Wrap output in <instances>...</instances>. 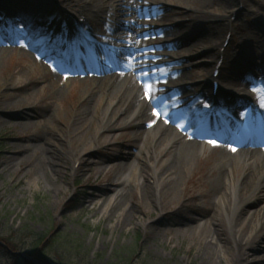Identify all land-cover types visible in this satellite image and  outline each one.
I'll return each mask as SVG.
<instances>
[{"label":"rangeland","instance_id":"1","mask_svg":"<svg viewBox=\"0 0 264 264\" xmlns=\"http://www.w3.org/2000/svg\"><path fill=\"white\" fill-rule=\"evenodd\" d=\"M49 1L43 2L47 5ZM62 1L65 4L62 5L60 0H51L52 3L49 2V6L45 7L39 0H0V264H37L30 253L39 241L40 248L46 250L49 258V263L46 264H231L227 258L237 253L234 233L230 231L229 223L227 224V215L219 213L214 204H207L211 210L207 212L206 200H215L210 195L205 198V203L202 202L200 195L204 194L203 189L206 187H199L196 179L203 177L210 184L212 173L208 169L205 175H198L197 169L204 166V162L211 156L221 153V147L227 146L232 153L235 144H241L237 150L242 151L261 148L258 142L261 140L260 135L257 136V131L248 126L254 118V109L264 110V80L258 79L264 74H254L255 63L237 58V52L246 39H249L248 43L254 41L255 44L264 46V0H234L231 4L226 3V0H215L212 3L210 0H130L139 12L134 13L133 10L134 15H122L116 25L112 20L107 21L108 31H121L118 41L127 45L128 35L123 23L132 22L130 18L146 24L137 25L139 28H155L153 35L146 37L141 43H135L141 46L151 45L137 51L135 56L139 53L152 62L155 56H158L155 61L167 60L166 53H169V57L180 58L176 50L186 47L181 45L170 52L157 49V46L167 42L166 32L170 27L177 25L178 30L172 31L169 38L182 40L187 37L188 31V34L191 33L189 29L193 26L197 29L205 28L202 34L207 36L206 29L215 20H224L230 28L225 29L219 40L216 39L218 46L225 43L229 33H232V37L220 82L228 77L241 81L243 77L253 76L247 93L253 110L243 109L237 115L236 112H229L224 124L213 120L207 122L200 104L212 101L214 105H218V102L217 98H213L212 84L209 88H204L202 83L213 75L216 58L209 60L210 65H187V72L194 81L193 91H196L198 97L196 96L190 113L183 120L181 117L178 120H182L179 127H190L194 120L200 119L201 122L197 120L200 130L196 138L210 140L207 138L210 136L216 142L208 145L209 147H204V144L193 168L175 186L173 198L178 197V202L175 203L170 194H166L163 199V217L158 218L161 207L142 200L135 217L130 221L120 222L119 225L117 221L120 211L117 212L118 209L108 203L117 194L110 177L121 176L124 182L118 185L119 190L126 194L127 203H137L141 196L139 189L136 188L134 179H127V174L133 172L136 165L139 173L143 163L145 174H151V165L148 162L146 164L145 159L154 153L151 145L154 138L151 134L146 137L142 134L136 136L134 127L123 124L126 113L117 114L116 119L122 120L113 122L112 128L103 132L105 139L93 142V152L84 157L79 165L80 175L76 183H73L71 169L74 165L73 158L67 160L66 173L59 175L52 167L45 172L33 158L27 157L24 161L19 159L18 147L33 143L34 137L41 132L54 135L58 129L63 130L73 122L77 111L86 104L89 96L97 91L90 81L93 73L87 75L77 70L84 52L75 48L66 49L64 44H53L50 40L41 39L38 21L52 22L56 31H61L68 28L70 21L90 17L84 2L86 0H83L81 6L77 2L70 5L66 0ZM168 1L169 7L166 6ZM113 2L104 0L101 6L107 11ZM115 2L121 5L119 1ZM147 7L150 8L148 14L145 12ZM208 20L211 23H207ZM92 25H96L94 21ZM68 32L65 31V34ZM53 33L55 32L49 36L51 40L54 39ZM95 36L98 37L97 34H94V38ZM20 40L23 41L22 45L18 43ZM92 43L96 41L93 40ZM207 45L204 42L200 48L192 50V53L196 56ZM256 58V62L260 63V58ZM68 61L76 62L74 64L77 67L70 69L67 67ZM262 61L264 63V59ZM55 63L59 65V69L54 67ZM165 66L159 70L161 76L156 75L164 83L160 84L152 106L159 111H173L175 109H171L174 107L171 102H181L171 91L172 84L168 83L171 77L169 71L176 67ZM182 88L178 92L183 96ZM230 94L232 93L228 90L227 93L221 92L220 99L223 98L225 102L226 98L231 97ZM98 95L100 97V93ZM8 101L11 104L5 107L4 103ZM24 112L30 113V124L27 126L20 123ZM151 122L146 124L147 129L156 123ZM141 148L144 152L137 156L136 153ZM126 154H130L129 163L125 168L116 170L118 158ZM235 174L236 180L242 176L240 169H236ZM34 176L39 178L37 183L32 182ZM58 183L63 185L61 189L58 188ZM255 195L256 199L244 208L257 210L264 206V188L258 189ZM191 198H195L196 203ZM198 204V209L192 211ZM186 215L195 218L189 227L186 226L190 222ZM216 215L221 216L222 221H217ZM155 220H158L157 223L152 225ZM209 240L220 250L223 246L228 257L225 259L221 256L219 249L207 250L204 243ZM263 247L264 230L262 236H256L245 246V257L241 262L247 264L258 257L264 252Z\"/></svg>","mask_w":264,"mask_h":264},{"label":"bare ground","instance_id":"2","mask_svg":"<svg viewBox=\"0 0 264 264\" xmlns=\"http://www.w3.org/2000/svg\"><path fill=\"white\" fill-rule=\"evenodd\" d=\"M39 1H42L41 3L45 7L49 6V2L52 3L50 0L46 5L43 2L46 0ZM60 1L62 5L65 4L62 0ZM66 1L69 2L70 5L73 2H77L79 6H81L83 2V0ZM113 1L114 2L108 7L107 11L101 6L104 0L84 1L85 5L88 7V13H90V17L86 18L85 27H83L85 36L86 34L90 35L88 31H90L92 35H98V37L95 36L94 38L96 43H91L92 46L90 47L94 58L90 57L89 59L91 61L89 59L81 60L84 61V63H79L80 67H77L74 63H69V66H67L70 69L76 66L78 72H85L87 75L93 73L90 81L94 85V90L97 89V91L93 92L86 100V104L77 111L76 118L70 125L65 126L63 130L58 129L54 135L45 131L41 132L40 135L38 134L34 137L33 143L18 147V154H20L19 157H21L19 158L20 161H24L27 157L33 158L45 172H47L49 167H52L54 172L58 173V175L59 173H66V166L68 165L67 160H72L73 158L74 165L71 169L73 171V183H76L80 175L79 165L84 157L89 156L93 152V142L95 140L100 141L101 139H105L106 137L103 134L112 128V123L122 120V118L116 119L117 114L119 112L126 113L123 124L134 127V134L136 136L142 134V136L146 137L148 134H151L154 138L151 143L154 153L151 157L145 159V163L151 165V174H145L144 163L140 165L139 173H137L136 165L134 171L127 174V179H134L136 188L139 189L141 196L138 197L137 203H127L126 194H123V191L121 192L119 190L118 185L124 182V180H121V176L110 177L112 181L111 184L117 191V194L113 197L114 201L112 200L113 198H111L108 203L118 209L117 212L120 211L117 221L119 225L120 222L130 221L135 217L139 202L142 200H147V203L161 207L158 218L160 219L163 217L165 215L163 199L166 194L169 193L173 198L175 186L184 178L186 172L193 168L194 162L200 157V149L204 144V147L215 144L214 142L216 141L213 139L198 140V138H196L200 130L198 126L199 121L197 120L200 119L194 120L190 127L180 128L179 126L181 125L183 117L190 113L191 106L198 97L196 91H193L192 87L194 86L192 82L194 81L187 72V65L194 67L200 64L210 65L209 60L211 58H216L213 67L214 70L222 67V63L227 58L228 48L223 50L224 46L222 45L219 47L216 39L219 40L225 29L230 28V25L224 20H215V22H213L214 25L212 23V25L206 29L208 33L207 36L202 34L205 28L199 27L197 29L193 26L189 29L191 33L188 34V31L186 33L187 37L182 40L169 38V34L172 33V31L176 32V30H178L177 25L170 27L166 32L167 42H163L161 45L157 46V49L161 48L159 50L170 52L171 50H176L181 47V45H186V47L176 50L180 58L175 59L169 57L167 56L169 53H166L165 58L167 60L161 61L162 59H160L155 61L158 59V56H155L153 57L154 61L151 62L147 60L148 58L140 56L139 53L135 56L137 51H141L151 45L141 46L135 45V43L143 42L146 37L153 35L156 29L150 27L139 28L137 25L146 26V24L135 18H130L133 20L132 22L128 21L123 23L124 31H126L128 35L126 41L129 45L121 44L118 41L121 31L109 32L106 27L107 21L112 20L116 25L122 15H127L128 13L134 15V13L139 11L130 0ZM115 1H119L121 5L119 6L116 4ZM169 1L166 2L167 7L170 6ZM178 1L197 2L200 0ZM214 1L215 0H210L211 3ZM225 2L231 4L234 0H226ZM133 10L134 13H132ZM149 11L150 8L147 7L145 12L148 14ZM93 21L96 24L94 27L92 25ZM207 23H211V20H208ZM86 27H88V29ZM42 32L45 33V30H42ZM195 37L200 38L196 39ZM56 38H60V35L57 34ZM73 39H75V37ZM204 42L208 43V45L203 47L204 49L202 52L198 51L199 53L195 56L192 50L200 48ZM248 42L249 39H246L241 43L239 46L240 50L237 52V58L240 57L242 60H252V63H255V73L253 70L251 71L254 74L257 72L264 74V63L262 61V59H264V46L257 45L258 43L255 44L254 41L252 43ZM19 43L23 44V41L20 40ZM87 47L89 48V46ZM103 47H110L112 50L126 54L128 57L126 60L117 56L112 57L111 53L105 54V52H103ZM1 50L0 48V51ZM256 56L258 59L260 58V63L256 62ZM101 60L104 62H102L100 66H95V64L98 61L101 62ZM164 65H166L165 68L167 66L176 67L172 71H169L171 77L168 83L172 84L173 89H171V91L174 92L176 97L181 99V102L180 104L176 103L178 100L171 102V104L174 105L171 109H175L173 111L170 109L159 111L152 106V104L154 105L155 96L160 89V84L164 83L159 79L160 77L156 76L160 75L161 72L159 73V70ZM248 69L250 70L249 67ZM251 78H253V76ZM219 79L220 78L214 77L213 73L209 79L202 83V86L204 88H209L211 84L215 81H219ZM234 86L240 89L237 91L239 94L236 93L238 99H235L233 103L227 100L231 97L228 96L229 98H226L224 104L221 106V109L223 108L224 117L228 115L229 112H236L237 115L243 109L247 111L253 110L251 109V102L249 103L247 100V93L250 88L249 84L234 81L229 77L222 81L223 90L229 91L234 88ZM181 88L183 96L186 98H183L182 94L178 92ZM98 93H100V97ZM10 104L11 101H8L4 103V106L8 107ZM261 114L263 116H261ZM29 115L30 113L27 112L21 114V118L23 119L20 123L22 126L30 124V122H28L30 119ZM252 115L254 118L249 125V129L257 131L255 132L257 136L260 135L261 140H258V142H260L259 145L261 148L242 151L237 150L238 146L241 144H235L232 153L229 152L230 149H228L227 146V148L221 147V153H216L214 156L210 155V159L204 162V166L197 169L198 175H205L208 169H210L212 173L210 184L205 181L203 177H198L196 179V184H198L199 187H206V189H203L204 194L200 195V197L202 198V202L205 203V198L213 195L215 201L210 202L206 200L207 212L211 211L208 208L210 206L209 204H214L219 210V213L224 212L227 215V224L229 223V229L234 233L237 253L235 256L228 257L223 246H221L220 250L216 244L215 246L217 247L213 246L214 243L211 240L205 242L204 245L206 249L208 248L207 250L219 249L218 252L221 256L225 259L228 257L227 259L231 264H243L241 261L244 260L245 257V246L252 242L256 236H262L264 230V211L262 212L264 206L262 205L261 209L259 208L257 210H247L250 207L244 208L248 203L256 199L255 192L260 188H264V110L254 109ZM180 117L182 120L178 121ZM151 121L156 123L153 127L147 129L146 124H149ZM142 152H144L143 148L139 150V154L136 153L137 156H140ZM228 153L229 155H227ZM129 155L130 154H126L118 158L117 166L115 167L116 170L119 171V168H125L126 164L129 163ZM141 161L144 160L142 159ZM223 161L224 163L222 164ZM236 169L241 170L242 176L239 180H236L235 177ZM48 179H51V176H48ZM38 180V176L32 178V182L37 183ZM58 184V188L61 189L63 185L61 183ZM191 200H194V203H196L195 198H191ZM172 201L175 203L178 202V197H174ZM183 203H181V206ZM207 204L209 206H207ZM198 206L200 205L198 204L191 210L198 209ZM189 215H186L190 221V224L186 222L188 223L186 224L188 227L191 225V221L195 220L193 216ZM216 220H219V222L222 221L221 216L216 215ZM157 221L155 220L152 225H155ZM241 226H244L242 230L240 229ZM236 230L239 231L236 232ZM253 259L248 261L247 264H264V252Z\"/></svg>","mask_w":264,"mask_h":264},{"label":"trees","instance_id":"3","mask_svg":"<svg viewBox=\"0 0 264 264\" xmlns=\"http://www.w3.org/2000/svg\"><path fill=\"white\" fill-rule=\"evenodd\" d=\"M41 241L37 242V245H35L33 248H32V252L30 253V255H32V257H34L38 263H49V258H48V255L46 254V250L44 249H41ZM46 244L44 245V247L46 248ZM36 262V261H35ZM36 262V263H37ZM37 263V264H38Z\"/></svg>","mask_w":264,"mask_h":264}]
</instances>
